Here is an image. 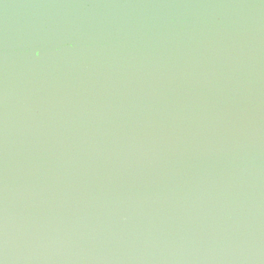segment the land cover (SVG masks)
I'll use <instances>...</instances> for the list:
<instances>
[{"label":"water","instance_id":"1","mask_svg":"<svg viewBox=\"0 0 264 264\" xmlns=\"http://www.w3.org/2000/svg\"><path fill=\"white\" fill-rule=\"evenodd\" d=\"M0 264H264V0H0Z\"/></svg>","mask_w":264,"mask_h":264}]
</instances>
